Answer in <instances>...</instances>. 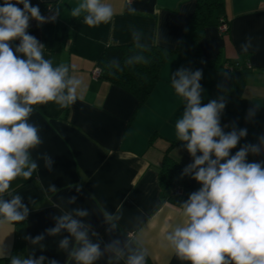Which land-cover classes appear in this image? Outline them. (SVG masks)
Here are the masks:
<instances>
[{
    "label": "crops",
    "instance_id": "crops-1",
    "mask_svg": "<svg viewBox=\"0 0 264 264\" xmlns=\"http://www.w3.org/2000/svg\"><path fill=\"white\" fill-rule=\"evenodd\" d=\"M81 2L30 0L40 14L51 4L57 17L26 32L43 45L44 59L53 67L69 66V75L82 84L68 107L55 102L33 106L28 122L37 127L41 143L28 151L37 169L30 178L17 177L0 194L5 201L19 195L28 214L22 221L0 224V264H11L13 257L41 256L57 264H82L71 255L82 243L66 229L50 234L66 214L84 226L81 230L91 243L99 245L101 254L92 264H128L129 256L140 254L144 264H190L177 256L167 235L183 225L182 205L202 184L189 173L191 189L181 184L163 192L158 178L165 154L184 169L193 163L175 129L187 101L176 94L171 80L181 69L200 70L202 106L223 101L222 130H247L230 155L255 145L259 154L250 152L246 161L264 159V0H223L199 42L200 56L172 54L141 106L129 92L95 76L100 70L97 61L109 46L139 43L175 49L197 0H105L114 15L95 27L84 23L87 13L71 15ZM129 6L136 9L134 14L128 12ZM221 18L229 24L227 32L218 29ZM19 43L17 39L10 46L15 51ZM212 60L216 68L207 64ZM229 62L251 65L240 69L246 78L238 97L227 94V75L220 69ZM76 210L87 215L77 216ZM37 236L43 238L33 243ZM64 238L69 240L67 248L60 246Z\"/></svg>",
    "mask_w": 264,
    "mask_h": 264
},
{
    "label": "clouds",
    "instance_id": "clouds-1",
    "mask_svg": "<svg viewBox=\"0 0 264 264\" xmlns=\"http://www.w3.org/2000/svg\"><path fill=\"white\" fill-rule=\"evenodd\" d=\"M81 12L87 13L84 23L89 27L107 23L114 15L113 6L105 0H82L71 15L78 17ZM128 12L134 14L136 9L129 6ZM31 18L41 23L45 20L39 6L30 0H4L0 5V194L17 177L30 178L37 169L28 151L41 143L37 127L28 122L33 106L55 102L68 107L76 101L82 84L69 75V66L53 67L44 59L43 45L26 32ZM17 39L20 43L14 51L10 42ZM134 39L138 40L137 34ZM242 49L247 51V45ZM136 61L148 62L143 57H136ZM201 78L200 70L181 69L171 80L176 94L187 101L182 118L175 123L177 138L186 142L193 158L182 175L192 173L202 188L182 205L183 225L170 232L167 240L177 256L190 264H264V161H246L250 152L259 154L260 148L245 145L230 155L247 130H222L219 116L225 104L211 100L202 106ZM27 214L19 195L10 201L0 199V224L22 221ZM76 215L83 217L87 212L76 210ZM83 227L66 214L58 218L50 234L66 229L83 245L71 255L82 264H92L101 253L99 245L91 243L87 232L81 230ZM42 238L37 236L33 243ZM68 244L64 238L60 246L67 248ZM43 260V256L35 260L13 257L11 264H42ZM128 264H144V255L129 256Z\"/></svg>",
    "mask_w": 264,
    "mask_h": 264
},
{
    "label": "trees",
    "instance_id": "trees-1",
    "mask_svg": "<svg viewBox=\"0 0 264 264\" xmlns=\"http://www.w3.org/2000/svg\"><path fill=\"white\" fill-rule=\"evenodd\" d=\"M223 5V0H197L196 9L175 49L166 48L157 44L131 43L109 46L97 61L100 68V77L124 89L137 98L141 106L159 80L160 69L166 60L174 53L185 52L200 56V40L204 38L205 29L210 25L214 8ZM227 22V21H226ZM228 23V22H227ZM136 57H143L147 63L137 62ZM131 60V63L128 61ZM210 67L216 68L215 61H208ZM220 67L227 75L226 92L229 95L240 96L246 78L245 64L239 62L226 63ZM220 126L224 119L219 117ZM184 168L165 154L159 169V184L163 192L176 190L178 185H189L191 177L182 175ZM44 259L42 264H50Z\"/></svg>",
    "mask_w": 264,
    "mask_h": 264
},
{
    "label": "built area",
    "instance_id": "built-area-1",
    "mask_svg": "<svg viewBox=\"0 0 264 264\" xmlns=\"http://www.w3.org/2000/svg\"><path fill=\"white\" fill-rule=\"evenodd\" d=\"M3 2H4V0H0V5H2ZM41 16H43L45 18L44 22L41 23V22L35 20L34 18H31L29 20V27L26 29V31L33 29L39 25H42V24H44L50 20L55 19L57 17V13L51 4H47V5H45V7L41 13ZM218 29L220 32H227L229 30V24L223 18H221L219 21ZM245 66L247 69H249L251 67L250 64H246ZM224 67L230 69V66L227 64ZM94 74H95V76H99L100 70L96 69ZM259 161H264V159H259L255 162H259Z\"/></svg>",
    "mask_w": 264,
    "mask_h": 264
}]
</instances>
